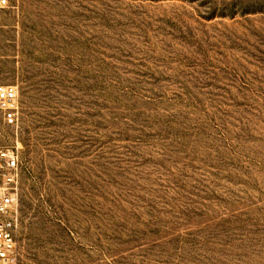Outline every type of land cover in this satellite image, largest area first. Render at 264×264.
<instances>
[{"label":"rangeland","instance_id":"obj_1","mask_svg":"<svg viewBox=\"0 0 264 264\" xmlns=\"http://www.w3.org/2000/svg\"><path fill=\"white\" fill-rule=\"evenodd\" d=\"M22 264H264V0H7Z\"/></svg>","mask_w":264,"mask_h":264},{"label":"built area","instance_id":"obj_2","mask_svg":"<svg viewBox=\"0 0 264 264\" xmlns=\"http://www.w3.org/2000/svg\"><path fill=\"white\" fill-rule=\"evenodd\" d=\"M7 6V0H0V13ZM19 109L17 86L4 82L0 72V122L16 128ZM20 171L18 146L0 148V264H22L17 242Z\"/></svg>","mask_w":264,"mask_h":264}]
</instances>
